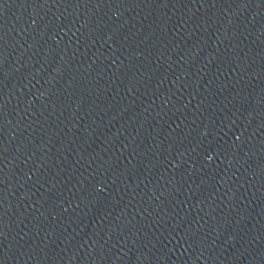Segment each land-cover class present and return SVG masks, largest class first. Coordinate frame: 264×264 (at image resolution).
Listing matches in <instances>:
<instances>
[{"label":"water","instance_id":"1","mask_svg":"<svg viewBox=\"0 0 264 264\" xmlns=\"http://www.w3.org/2000/svg\"><path fill=\"white\" fill-rule=\"evenodd\" d=\"M0 264H264V0H0Z\"/></svg>","mask_w":264,"mask_h":264}]
</instances>
